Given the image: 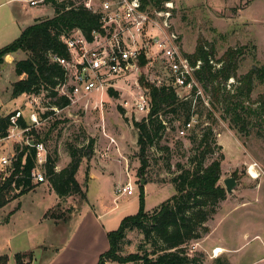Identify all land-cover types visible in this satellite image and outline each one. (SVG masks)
Here are the masks:
<instances>
[{
    "label": "rangeland",
    "instance_id": "rangeland-1",
    "mask_svg": "<svg viewBox=\"0 0 264 264\" xmlns=\"http://www.w3.org/2000/svg\"><path fill=\"white\" fill-rule=\"evenodd\" d=\"M4 1L0 0V4ZM93 1L99 4L104 0ZM170 4L172 28L181 36L183 54H192L202 40L210 50L214 49L217 58L230 47L243 48L239 76L264 66V0H171ZM14 6L20 10L17 3L0 5V48L19 37L18 22L10 17ZM25 7V14H54L51 3H27ZM155 9L150 6L151 12ZM18 13L24 15L21 10ZM27 56L23 51L8 54L6 63L0 66V115L21 109L35 133L18 129L20 139L31 137L43 142L47 155L58 158L57 171L70 163L72 151L83 155L76 175L82 192L57 203L59 196L48 178L16 197L15 189L9 192L10 200L0 208V264H17V253L30 264H98L110 246L108 232L118 229L126 216L139 211L142 179L145 186L148 184L146 209L152 211L175 193L172 179L181 169L192 166L191 157L197 151L199 137L210 124L212 138L225 154L219 182L225 186L224 180L233 176L237 185L233 192L227 191L217 213L206 222L210 232H203V237L192 241L188 252L199 254L202 264H264V114L257 103L264 94V82L256 79L251 98L241 97L255 113L247 116V110L243 112L246 117L239 124L233 121V113L224 114L226 101L212 102V86L206 91L210 105L196 108L194 128L188 130L187 136H179L184 116L162 111L168 128L158 144L150 148L149 165L143 175L137 143L139 131L134 125L148 116L136 113V99L142 89L146 90L140 80V87L133 79L121 81L118 88H113V94L109 90L81 96L47 115L52 109L46 92L12 96L16 79L12 63ZM156 64L142 72L150 83L160 86L157 78L167 81L169 75L156 68ZM233 82L230 79L225 85L229 95L238 86ZM178 91L182 96L187 93V89ZM209 111L213 118L208 117ZM33 112L38 114V123L30 119ZM108 136L114 137L117 144L111 143ZM17 146L12 139L1 143L0 155ZM253 164L258 177L248 173ZM95 174L99 176L94 178ZM129 180L135 187L134 193L117 195L116 189ZM145 240L139 229L130 231L121 253L144 254L145 250L154 252L162 246L161 242L153 246ZM218 248L223 251L218 252ZM108 264L123 263L110 260Z\"/></svg>",
    "mask_w": 264,
    "mask_h": 264
},
{
    "label": "trees",
    "instance_id": "trees-1",
    "mask_svg": "<svg viewBox=\"0 0 264 264\" xmlns=\"http://www.w3.org/2000/svg\"><path fill=\"white\" fill-rule=\"evenodd\" d=\"M171 0H143L144 6L151 5L157 9L164 7ZM86 0H47L54 10L52 17L38 19L26 27L14 41L0 48V66L6 60L8 54L23 51L28 53L26 58L14 61L15 74L19 78L12 83V96L21 94L38 95L46 92L50 97V107L64 108L71 104V99L59 93L58 86L66 81L65 69L55 60L54 56L68 57L69 51L62 41V36L70 34L75 28H80L91 39L92 31L99 28V14L90 10L85 5ZM244 49L239 47L228 48L220 57H216L214 49L206 46L204 41H199L195 51L187 54L191 63L195 65L198 60L201 66L195 71V76L203 89L213 87L210 92L213 95V103L226 101L224 114L233 113V121L239 124L245 120L243 112L247 110V116L255 113L251 107L245 106L241 97L251 98L256 79L264 82V66L251 69L244 75H238L239 58ZM220 64L217 67L213 63ZM146 64L142 57L141 65ZM233 79V84H238L232 95L226 90V82ZM141 84L149 93L151 102L150 112L142 121H135L138 129L139 157L142 163L141 174H145L149 165L148 152L158 144L164 131L168 128L167 122L162 119V111L182 114L183 127L192 120L198 110V106H205L200 98L182 99L174 87L162 84L160 86L150 83L144 76L140 78ZM218 82L217 85H214ZM213 85H212V84ZM227 91V92H226ZM110 92L113 94L114 89ZM225 93V94H224ZM260 111L264 114V94L258 100ZM206 107V106H205ZM53 110L47 113H52ZM14 112V111H13ZM0 115V138L8 135L11 128L10 115ZM213 118V112L209 111L208 117ZM20 128L31 126L25 117L18 120ZM33 126V125H32ZM194 128V125L192 126ZM190 128L189 130L193 129ZM210 124L201 134L197 151L191 157L192 166L181 169L173 179L175 193L157 208L150 211L146 209L145 185H141L140 208L136 214L126 216L118 229L108 232L110 246L99 259L98 264H108V261L129 263L143 261L144 264H202L203 258L199 254L191 255L188 245L201 237L203 232H210L206 222L217 213L221 201L227 197L225 186L220 184L222 174V161L225 154L221 146L212 138L213 130ZM31 134L35 130L30 129ZM188 131L186 132L187 136ZM34 139V138H33ZM19 150L20 147L17 146ZM36 148L25 145L19 151L16 162V170L11 178L0 182V208L9 201L7 194L14 189L20 191L14 196L23 194L33 188L31 172L36 167ZM72 160L62 170H56L58 158L47 155L46 174L60 199L82 192V185L77 180V172L82 162V156L77 151H72ZM181 167V165H179ZM15 174L16 186H12ZM86 197V193L83 194ZM139 229L146 236V242L153 246L162 243L160 249L144 254L121 253L122 244L130 231ZM153 255L156 257L153 258ZM17 264H30L24 262L22 254H16ZM220 259H217V263ZM225 264H228L227 262Z\"/></svg>",
    "mask_w": 264,
    "mask_h": 264
},
{
    "label": "built area",
    "instance_id": "built-area-1",
    "mask_svg": "<svg viewBox=\"0 0 264 264\" xmlns=\"http://www.w3.org/2000/svg\"><path fill=\"white\" fill-rule=\"evenodd\" d=\"M47 0H27L31 6L46 4ZM85 5L90 10L99 14V28L92 31L89 39L80 28H75L70 34L62 36L69 56H54L66 72V81L58 86L60 94L68 96L71 101L81 96L92 93H107L111 88H118L121 81H132L140 87L139 80L143 76V69L149 65L169 75L167 81L157 80L160 85L172 86L182 99L200 98L204 104L210 105V96L206 95L201 83L195 76V71L200 68L201 61L193 65L186 54L182 52V40L179 32L172 28L170 2H166L161 9L150 11V6H144L143 0H104L96 4L93 0H86ZM146 59V64L141 65V59ZM213 63V61H212ZM220 67V64H216ZM148 74V72L146 71ZM148 79V76L146 80ZM234 81V80H233ZM158 82V83H159ZM155 84V83H154ZM159 85V84H156ZM178 89H187L183 96ZM33 99H36L33 96ZM136 113L146 115L150 112L151 102L147 90L136 99ZM57 107H51L55 110ZM24 117L21 109L15 110L10 115L11 128L8 135L0 138V144L14 140L20 147H11L0 155V182L11 178L16 170L19 151L25 145L36 148V167L31 172L33 184L47 181L46 163L47 152L43 142L31 137L21 140L20 129L29 133L31 126L20 128L19 118ZM33 123H38V114H30ZM195 118L179 130V136L194 125ZM112 143L115 139L110 137ZM256 166V164H255ZM251 166L248 168L250 173ZM15 174L12 186H16ZM252 176V175H251ZM19 192L20 189H15ZM135 187L131 180L116 189L117 195L133 194Z\"/></svg>",
    "mask_w": 264,
    "mask_h": 264
},
{
    "label": "crops",
    "instance_id": "crops-1",
    "mask_svg": "<svg viewBox=\"0 0 264 264\" xmlns=\"http://www.w3.org/2000/svg\"><path fill=\"white\" fill-rule=\"evenodd\" d=\"M8 3H17V5H18V7H19V9L21 10V11H23V16L21 17V15L18 13V11L20 12V10H17V7L16 6H14L15 7V11L14 10H12V11H10V17L13 19H16L17 20V22H18V32H20V33H18V36L22 33V31L26 28V27H28L29 25H31V24H33L34 22H36V20H38V19H43V18H46L45 16H41V15H39V13H37V12H34L33 14H25L24 13V11L26 10V7H25V4H27V0H5L3 3H1L0 5H4V4H8ZM29 4V3H28ZM13 8V7H12ZM54 15V14H53ZM52 15V16H53ZM8 16V15H7ZM28 17V19H27V17ZM52 16H48V17H52ZM9 18V17H8ZM28 20V21H27ZM14 21V20H13ZM11 22V21H10ZM30 22V23H29ZM6 63V62H5ZM4 63V64H5ZM12 65H14L13 63H12ZM13 69H14V66H13ZM14 73H15V70H14ZM16 75V74H15ZM24 77V75H22V76H20V77H18L17 75H16V79L15 80H17V79H19V78H23ZM14 80V81H15ZM13 81V82H14ZM106 135H108V134H106ZM109 137V139H110V137H112V136H108ZM112 138H114V137H112ZM115 139V138H114ZM111 141V140H110ZM111 143H112V141H111ZM114 144H117L116 143V139H115V143ZM11 148V147H10ZM9 148V149H10ZM66 167V166H65ZM64 168V167H63ZM97 176H99V175H94V178H96ZM148 186V184L145 186V189H146V187ZM146 193V192H145ZM146 196H147V194H146ZM59 199L60 198H58L57 199V203H59ZM24 262H28V260L27 261H24Z\"/></svg>",
    "mask_w": 264,
    "mask_h": 264
},
{
    "label": "water",
    "instance_id": "water-1",
    "mask_svg": "<svg viewBox=\"0 0 264 264\" xmlns=\"http://www.w3.org/2000/svg\"><path fill=\"white\" fill-rule=\"evenodd\" d=\"M145 184H146L145 179H142L141 185H145ZM224 185L227 191L233 192L235 186L237 185V180L233 176L228 177L224 180Z\"/></svg>",
    "mask_w": 264,
    "mask_h": 264
},
{
    "label": "bare ground",
    "instance_id": "bare-ground-1",
    "mask_svg": "<svg viewBox=\"0 0 264 264\" xmlns=\"http://www.w3.org/2000/svg\"><path fill=\"white\" fill-rule=\"evenodd\" d=\"M9 55H10V54H9ZM6 57H7V56H6ZM10 58H11V57L8 56V59H10ZM250 166H251V169H250V173H251V175H252L253 177H258V176H259V172H258V170H257V168H256V166H255V164L250 165ZM217 251H218V252H222L223 250L220 249V248H218Z\"/></svg>",
    "mask_w": 264,
    "mask_h": 264
}]
</instances>
